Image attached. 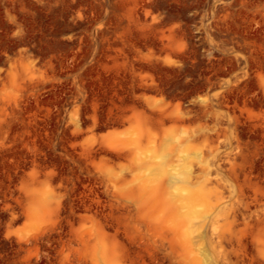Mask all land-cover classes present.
Instances as JSON below:
<instances>
[{
    "label": "rangeland",
    "instance_id": "obj_1",
    "mask_svg": "<svg viewBox=\"0 0 264 264\" xmlns=\"http://www.w3.org/2000/svg\"><path fill=\"white\" fill-rule=\"evenodd\" d=\"M0 264H264V0H0Z\"/></svg>",
    "mask_w": 264,
    "mask_h": 264
},
{
    "label": "bare ground",
    "instance_id": "obj_2",
    "mask_svg": "<svg viewBox=\"0 0 264 264\" xmlns=\"http://www.w3.org/2000/svg\"><path fill=\"white\" fill-rule=\"evenodd\" d=\"M189 193H190V190H189ZM197 199V193H195V192H191V196H190V198H189V200H183V202L182 203H184V205H186L187 206V208H186V210L184 211V213H186L185 215H187L191 210H190V202H192L193 200H196Z\"/></svg>",
    "mask_w": 264,
    "mask_h": 264
}]
</instances>
